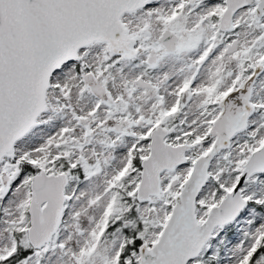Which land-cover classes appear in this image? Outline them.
Returning <instances> with one entry per match:
<instances>
[{"label": "snow or ice", "instance_id": "6c2138e0", "mask_svg": "<svg viewBox=\"0 0 264 264\" xmlns=\"http://www.w3.org/2000/svg\"><path fill=\"white\" fill-rule=\"evenodd\" d=\"M0 264H264V0H0Z\"/></svg>", "mask_w": 264, "mask_h": 264}]
</instances>
